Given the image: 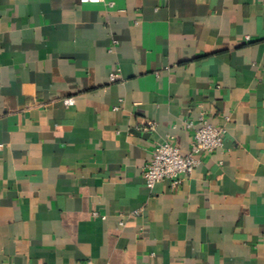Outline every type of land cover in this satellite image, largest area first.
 Returning <instances> with one entry per match:
<instances>
[{"label":"crops","instance_id":"crops-1","mask_svg":"<svg viewBox=\"0 0 264 264\" xmlns=\"http://www.w3.org/2000/svg\"><path fill=\"white\" fill-rule=\"evenodd\" d=\"M0 264H264V0H0Z\"/></svg>","mask_w":264,"mask_h":264},{"label":"built area","instance_id":"built-area-1","mask_svg":"<svg viewBox=\"0 0 264 264\" xmlns=\"http://www.w3.org/2000/svg\"><path fill=\"white\" fill-rule=\"evenodd\" d=\"M82 1L99 2L100 0ZM118 77L119 74L116 72L110 75L112 81H116ZM73 100L68 98L66 102L71 104ZM148 127L154 129L155 124L149 122ZM185 127L193 131L190 149L187 152L181 151L172 136L157 142L151 159L143 167V176L149 188H154L163 181H169L173 189L179 188L186 176L191 174L206 156L224 148L227 131L225 124H213L205 114H201L198 122L187 121ZM141 211L137 210L135 213L140 214Z\"/></svg>","mask_w":264,"mask_h":264}]
</instances>
